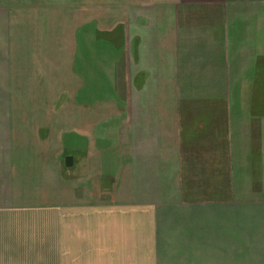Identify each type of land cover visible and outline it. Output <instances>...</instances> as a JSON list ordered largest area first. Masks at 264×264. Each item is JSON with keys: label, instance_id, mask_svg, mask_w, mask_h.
I'll return each mask as SVG.
<instances>
[{"label": "crops", "instance_id": "crops-1", "mask_svg": "<svg viewBox=\"0 0 264 264\" xmlns=\"http://www.w3.org/2000/svg\"><path fill=\"white\" fill-rule=\"evenodd\" d=\"M0 264H264V0H0Z\"/></svg>", "mask_w": 264, "mask_h": 264}, {"label": "water", "instance_id": "water-1", "mask_svg": "<svg viewBox=\"0 0 264 264\" xmlns=\"http://www.w3.org/2000/svg\"><path fill=\"white\" fill-rule=\"evenodd\" d=\"M73 163V158L72 157H68L66 159V166L71 167Z\"/></svg>", "mask_w": 264, "mask_h": 264}]
</instances>
